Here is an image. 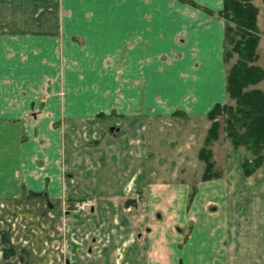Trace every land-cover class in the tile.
Instances as JSON below:
<instances>
[{
  "label": "crops",
  "instance_id": "0c3cea01",
  "mask_svg": "<svg viewBox=\"0 0 264 264\" xmlns=\"http://www.w3.org/2000/svg\"><path fill=\"white\" fill-rule=\"evenodd\" d=\"M253 3L264 68V5ZM223 6L0 0V206L37 192L56 216L67 200L91 199L83 222L97 238L88 250L102 247L114 264L119 237L110 232L128 227V261L135 253L141 264H264V167L246 176L244 150L222 131L208 143L204 134L209 111L235 102ZM196 119L204 130L194 161L183 128ZM205 144L219 173L207 180ZM0 222V264H19L17 251L4 257L17 223Z\"/></svg>",
  "mask_w": 264,
  "mask_h": 264
},
{
  "label": "rangeland",
  "instance_id": "374dc122",
  "mask_svg": "<svg viewBox=\"0 0 264 264\" xmlns=\"http://www.w3.org/2000/svg\"><path fill=\"white\" fill-rule=\"evenodd\" d=\"M261 2L264 5L262 0ZM261 24L263 25L262 36L264 38V12L261 16ZM227 44V49H232V44ZM261 49V63L264 66V45ZM233 57L234 59L232 61L236 62L238 55L234 53ZM256 64L259 65V61ZM253 86L254 85H251L249 88L253 89ZM34 115L38 116L39 112L37 111ZM28 117L32 118L34 116L32 113H29ZM218 119L221 124L219 134L222 131L223 135L225 134V137L228 138L224 131L225 116H219ZM186 121L190 125L191 121ZM195 122H197L195 123L196 125L191 124L190 127L189 125H186V127L183 128L185 143L187 140H193V142H190L189 145L186 143L184 146L185 148H189L188 157L189 159L193 158L194 161H196L194 157V149H196L199 145L197 142L201 141L200 136L204 130V122L202 120L196 119ZM207 130L208 129L204 130V134L206 133L208 135ZM191 132L194 135L190 136ZM188 136H190V138H188ZM239 148L244 150L246 156L250 158L253 157V155L243 146ZM207 149L208 148L205 144V150L211 153V151ZM193 168L194 170H198L200 168L197 166V162H194ZM39 199L41 198L32 196L30 197L28 196V193H26L22 196L20 202L11 201L7 204L8 206H0V220L3 218L10 228L14 227L17 223V230L14 232V234H12L14 241L10 239L9 241L10 244L12 241V243L16 246L15 248L11 244L15 253L16 251L19 253L17 258V260L20 262L19 264H114L111 260H109L110 257L103 253L102 247L96 248L95 251L88 250L93 246L95 238H97L95 235L96 226L94 223L90 225V228L88 224L83 222L86 219L92 218L90 212L92 211L91 209L93 202L91 199L86 197H76L72 200H67L65 201L62 212L59 213L57 211L56 216L51 213L54 212V209L46 206ZM76 201H88L90 206L86 208V210L77 211L75 207H71ZM129 216H134V211L129 212ZM11 219L13 220L12 223L14 226L10 221ZM1 226L2 223L0 222V227ZM108 232H110V230ZM128 232H132V229L129 227L110 232L112 236L116 237L118 235L119 237L118 241H116L115 238L113 241H111V243H114L112 250L114 253L117 252V256L115 255V257L118 259L117 261H119L118 263L120 264H141L140 258L137 255H134L135 253L130 257L129 261L127 260L129 256L126 254L127 247L125 240L128 237ZM102 235L103 234H100L99 236L103 237ZM102 243H104V241ZM20 256H22V260H20ZM9 263H11V261H9Z\"/></svg>",
  "mask_w": 264,
  "mask_h": 264
},
{
  "label": "trees",
  "instance_id": "16d2710c",
  "mask_svg": "<svg viewBox=\"0 0 264 264\" xmlns=\"http://www.w3.org/2000/svg\"><path fill=\"white\" fill-rule=\"evenodd\" d=\"M258 14L259 9L253 0H224L220 15L227 24L225 41L232 44V49H225V58L234 53L238 55L227 76V92L235 104L217 103L209 111L212 124L206 138L207 143L218 138L221 127L218 117L224 115V131L232 145L235 148L243 146L253 155L252 158L246 155L243 158L242 168L246 176L264 167V91L249 88L264 79V68L256 64L260 41ZM200 158L206 163L203 180L218 176L219 173L213 171L211 153L205 147L200 151ZM28 196L44 198L42 193L37 192H30ZM5 241L9 242V238H5ZM13 255L15 251L12 246L4 250L6 259Z\"/></svg>",
  "mask_w": 264,
  "mask_h": 264
},
{
  "label": "built area",
  "instance_id": "2783aa9c",
  "mask_svg": "<svg viewBox=\"0 0 264 264\" xmlns=\"http://www.w3.org/2000/svg\"><path fill=\"white\" fill-rule=\"evenodd\" d=\"M89 206H90V203L88 201H83V202L76 201L71 207L72 208L75 207L77 211H80V210L82 211V210H86V208H88Z\"/></svg>",
  "mask_w": 264,
  "mask_h": 264
}]
</instances>
